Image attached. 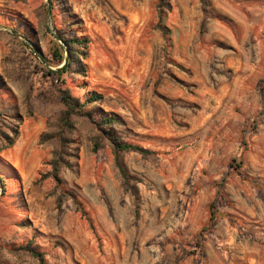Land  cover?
I'll use <instances>...</instances> for the list:
<instances>
[{
    "label": "rangeland",
    "instance_id": "obj_1",
    "mask_svg": "<svg viewBox=\"0 0 264 264\" xmlns=\"http://www.w3.org/2000/svg\"><path fill=\"white\" fill-rule=\"evenodd\" d=\"M163 3L0 0V149L18 134L0 153V264H39L29 244L45 264H264V0ZM68 40L87 41L85 77L49 74ZM57 89L101 94L88 112L148 151L119 154L125 181L78 117L59 188L41 179Z\"/></svg>",
    "mask_w": 264,
    "mask_h": 264
},
{
    "label": "trees",
    "instance_id": "obj_2",
    "mask_svg": "<svg viewBox=\"0 0 264 264\" xmlns=\"http://www.w3.org/2000/svg\"><path fill=\"white\" fill-rule=\"evenodd\" d=\"M163 0H159V6L165 7L163 5ZM158 20H162V10L158 9ZM86 40H68L66 41V50L68 52L67 61L65 66L63 67L61 72H49V74L57 77H61V75L70 72V68L76 62H78L79 58H84L81 52L78 51V47H83L86 49ZM65 48L58 47L53 52V57L56 58L57 64L62 65L64 61ZM41 57V56H40ZM77 67L79 68L78 74L85 77V67L80 63H77ZM59 78H57L58 80ZM56 80V81H57ZM57 98L59 103L63 107V111L58 119L56 125V131H50L42 133L38 139V145L44 146L47 143L53 144L52 151V159L47 164L50 167V171L41 177L44 179H52L55 183V188H59L61 184V180L59 178V172L61 169H69L70 164L68 163V159L70 158V145H72V141L68 136V133L73 131V118L78 117L84 119L89 124H92L97 131L98 136L92 140V151L95 153L101 148V141L104 140L108 146L111 148L112 153L115 157V162L117 167L120 170V173L125 181V173L122 170L119 162L118 156L121 153H138L142 155H148V151L142 149L137 145H132L128 143L122 142L118 137L111 134V127L117 123V119L114 116H106L101 119H95L90 112H88V107L99 104L102 100V95L97 92L89 93L83 102L79 101L75 97H73L68 89H57ZM17 133L14 132L11 139L6 142V145L0 149V153L6 149H10L15 144L17 139ZM235 163V161H232ZM231 167V165H230ZM237 168H239L237 166ZM40 179V181H41ZM1 185V184H0ZM2 186V185H1ZM64 196V193H60V197L57 201V206L60 205V198ZM74 203L77 206L78 212H80L82 217H86V213L81 208V205L75 200ZM26 252L32 259L36 260L39 264H45L44 256L42 253L38 252L36 249L31 247V245H27L22 249Z\"/></svg>",
    "mask_w": 264,
    "mask_h": 264
},
{
    "label": "crops",
    "instance_id": "obj_3",
    "mask_svg": "<svg viewBox=\"0 0 264 264\" xmlns=\"http://www.w3.org/2000/svg\"><path fill=\"white\" fill-rule=\"evenodd\" d=\"M16 147H17V143L14 145V147H13L12 149L9 150V152H11L13 149H16ZM21 149H22V148L19 146L18 151H20ZM13 156H14V159H15L16 156H17L16 153H14ZM16 159H17V158H16ZM12 160H13V158H12ZM15 168H16V167H15Z\"/></svg>",
    "mask_w": 264,
    "mask_h": 264
},
{
    "label": "water",
    "instance_id": "obj_4",
    "mask_svg": "<svg viewBox=\"0 0 264 264\" xmlns=\"http://www.w3.org/2000/svg\"><path fill=\"white\" fill-rule=\"evenodd\" d=\"M67 56H68V52H67L66 47H65V58H64V63H63L62 68H63V67L65 66V64H66Z\"/></svg>",
    "mask_w": 264,
    "mask_h": 264
}]
</instances>
